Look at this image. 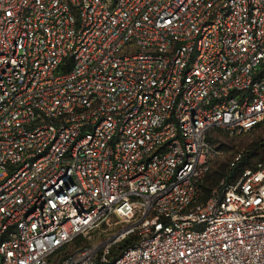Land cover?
<instances>
[{"label": "built area", "instance_id": "2783aa9c", "mask_svg": "<svg viewBox=\"0 0 264 264\" xmlns=\"http://www.w3.org/2000/svg\"><path fill=\"white\" fill-rule=\"evenodd\" d=\"M263 120L264 0H0V264H264Z\"/></svg>", "mask_w": 264, "mask_h": 264}, {"label": "trees", "instance_id": "16d2710c", "mask_svg": "<svg viewBox=\"0 0 264 264\" xmlns=\"http://www.w3.org/2000/svg\"><path fill=\"white\" fill-rule=\"evenodd\" d=\"M263 124H264V120L252 130L262 127ZM223 135H228V134L222 131H217L216 134L213 137H211L212 140L216 144H218L221 149L223 148L222 144L224 145V143L221 142V136ZM242 154H243L242 160L233 169L230 168V164L234 158L230 161V163L225 162L224 164H219V165H218V162H219L218 160L221 157L217 159V161L214 163L212 167L211 172L206 176L204 182L201 184L203 198H207L210 195L212 188L215 187L221 181L222 178L226 177V179L229 181L239 176L240 173L243 172L244 169L254 167L258 161L263 159L264 158V137H261L257 141H254L253 143H251L247 147L246 152ZM134 239H135V236L125 239L120 244L119 251H121L124 247L130 245L134 241ZM118 255L119 253L116 254V256ZM116 256H112V257H116Z\"/></svg>", "mask_w": 264, "mask_h": 264}, {"label": "rangeland", "instance_id": "374dc122", "mask_svg": "<svg viewBox=\"0 0 264 264\" xmlns=\"http://www.w3.org/2000/svg\"><path fill=\"white\" fill-rule=\"evenodd\" d=\"M261 137H264V124L260 128L254 129L238 136H221V142L224 143V145L222 144L223 155L218 160V165L224 164L225 162L230 163V161L234 158L236 154L245 153L247 147ZM122 242L114 246L113 250L111 251V256H116V254L120 252L119 248Z\"/></svg>", "mask_w": 264, "mask_h": 264}]
</instances>
